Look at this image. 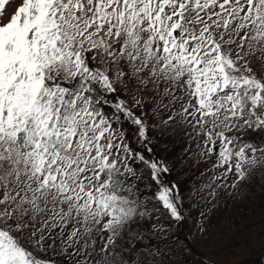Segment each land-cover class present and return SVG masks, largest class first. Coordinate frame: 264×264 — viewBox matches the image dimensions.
I'll list each match as a JSON object with an SVG mask.
<instances>
[{
	"label": "snow or ice",
	"instance_id": "1",
	"mask_svg": "<svg viewBox=\"0 0 264 264\" xmlns=\"http://www.w3.org/2000/svg\"><path fill=\"white\" fill-rule=\"evenodd\" d=\"M0 264H264V0H0Z\"/></svg>",
	"mask_w": 264,
	"mask_h": 264
},
{
	"label": "rangeland",
	"instance_id": "2",
	"mask_svg": "<svg viewBox=\"0 0 264 264\" xmlns=\"http://www.w3.org/2000/svg\"><path fill=\"white\" fill-rule=\"evenodd\" d=\"M214 258L223 259L224 257L223 256H217V257H214Z\"/></svg>",
	"mask_w": 264,
	"mask_h": 264
}]
</instances>
